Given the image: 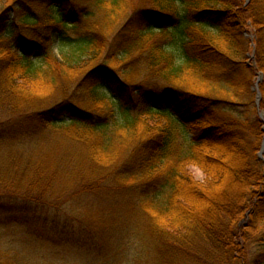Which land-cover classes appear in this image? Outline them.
Listing matches in <instances>:
<instances>
[{
  "label": "trees",
  "instance_id": "obj_1",
  "mask_svg": "<svg viewBox=\"0 0 264 264\" xmlns=\"http://www.w3.org/2000/svg\"><path fill=\"white\" fill-rule=\"evenodd\" d=\"M26 1L41 4L47 15L43 21L35 16L27 17L22 14L21 18L26 25L32 27L37 25L38 28L39 25L43 26L45 33L40 34L43 40L41 44L37 43L40 47L36 48L38 50L36 56L30 52L31 46H22L20 42L19 47L17 46L18 50L12 48L13 55L9 61L0 63L1 95H6V90L22 94V90L14 88L13 77L9 75L10 70L17 68L29 74L39 72L44 74L48 77L52 88L58 91L57 79L60 78L58 72L61 70L60 62L54 59L51 50L53 43L57 46L62 68L75 67L76 64L73 63L80 54H89L95 49L97 52L95 51V63L90 64L85 70L78 68L79 71L75 76L63 81L62 86L65 88L60 93L67 92L68 96L65 95L62 101L50 109L19 112L20 116L14 117L10 124L19 121L31 129L27 135H32L39 131L41 126L66 123L85 129L94 137L95 134L100 135L102 142H110L114 138L116 143H119L122 137L118 130L122 128L118 127L122 124L128 125L138 117L142 118L143 115L166 117L167 123L160 132L141 141L136 140L132 143L127 141L128 149L125 150H128V156L125 162L114 171L106 170L104 176L96 173L92 176L93 181L91 179L83 181L84 189L79 196L87 193L96 194L94 193L96 191H92L93 188L97 190V186H100L99 182L103 181L104 185L98 189L99 196L109 193L114 197L117 196L116 191L123 194L126 192L129 195L130 205L140 207L141 213L138 216V210L135 211L132 207L123 208L120 204L118 207L123 210L118 211L116 216L111 211L104 221L115 227L123 223L124 227L128 218V224L132 225V230L139 236L140 246H144L138 251L139 262L142 261L141 253L143 259L151 253L148 256L150 259L146 262L144 260V263L140 262L141 264H182L179 256H199L202 251L199 242L203 241L198 242L197 236L200 238V233L205 236L204 244L211 246L215 253L220 251L224 264H242L240 259H235V247L229 243L236 235L244 233L241 229L237 231L232 224L233 215L241 205L237 202L240 195L236 196V193H233L236 199L234 196L228 197L234 199L231 203L228 201L230 207L227 205L219 207L220 205L213 201L214 205L221 209L222 214H225V218L221 221L215 212V207H212L210 212L212 216L216 215V221L201 220L200 224H196V228L191 229L187 228L186 224L180 223L190 231L189 234L195 233L194 236L188 234L190 245L186 243L176 245L174 243L176 241H171V237L155 227L144 213H147L148 206L161 208L165 205L173 206L177 204V200L186 201L185 195H188L190 186L184 185L181 173L176 172V167L175 170L172 167L154 175L151 171L170 159L198 163L204 156L202 149L207 150V154L209 151L215 154L225 153L229 160L239 156L236 158L240 160L238 164L233 163V166L223 169L231 172L230 182H234V185L237 186L238 183L251 179L253 185L262 184L264 163L256 157L260 147L259 120L251 98L253 94L250 82L256 69L248 65L240 66L239 63L250 50L249 39L244 35V32L250 29L248 32L254 35L256 67L257 70L264 72V0H251L244 11L241 10L243 6L241 0H151L152 6L137 9L129 14L125 23L111 35L105 32L108 23H111L109 14L114 9L113 3L122 0ZM26 1H20L22 6L28 5ZM28 11L32 12V9L29 8ZM241 12L244 16L240 15ZM148 32L164 34V38L159 43L152 45L153 47L149 45L147 50L150 52L147 53L149 56H152V53L156 55L157 52L154 57L157 63L154 64L151 60L149 62L152 65L150 68L152 80L147 83L131 81L128 78L133 72L125 67L126 65H118L117 62L121 63L127 59L132 43L134 45L136 41H141ZM208 34H217L219 37L227 35L226 44L234 57L218 51L208 41ZM165 36H169L168 39ZM98 48L103 51L99 52ZM51 65L55 66L58 72L49 67ZM196 67H201L211 81L225 86L224 93L230 91L236 100L225 99L221 95H211L183 83L184 81H176L183 69ZM69 81L72 82L69 84ZM260 89L264 91V78ZM78 91L86 92L85 99ZM60 93H56L57 96ZM100 93L105 94L112 101L115 109L112 111L117 112L119 116L116 113H113L114 115L97 113L88 104L86 101L88 98L95 100L94 97ZM262 99H264L263 95ZM6 123L7 120L0 122V127H4L2 125ZM105 133L108 137L104 136ZM113 134L118 135L113 136ZM216 158L221 159L219 155ZM22 161L23 159L16 158V155L0 156L2 174H17ZM32 162L36 161L33 159ZM36 163L39 165L40 162ZM50 166L54 165H48ZM137 175L144 178L139 182L135 181L136 184H128V186L121 181L135 179ZM36 182L40 183V178ZM176 190L181 193L177 194ZM262 195H264L263 190H259L258 197H260L257 200H260ZM260 202L264 204V200ZM251 203L253 202L250 200L249 204ZM205 207L207 208V205ZM126 210H129V216H125ZM183 211L184 215L185 210ZM254 242L260 243L259 254L261 258L264 257V233Z\"/></svg>",
  "mask_w": 264,
  "mask_h": 264
},
{
  "label": "rangeland",
  "instance_id": "obj_2",
  "mask_svg": "<svg viewBox=\"0 0 264 264\" xmlns=\"http://www.w3.org/2000/svg\"><path fill=\"white\" fill-rule=\"evenodd\" d=\"M20 1L0 0V63L9 61L13 55L12 48L18 50L20 42L22 46H31L30 52L36 56L38 52L36 48L39 46L37 43L41 44L43 40L41 37L45 33L43 26L39 25L38 28L37 25L33 27L29 24L26 25L21 14L27 17L35 16L43 21L47 11L37 2L25 0L28 5L22 6ZM250 2L251 0H241L243 3L241 10L244 11ZM147 6H152L151 0L114 2V9L112 8L113 10L109 14L111 23H108V29H105V32L111 35L125 23L129 14ZM27 8H31L32 12H29ZM240 15L244 16V13L241 12ZM242 18L241 20H243ZM248 30L244 32V35L249 39L250 50L239 64L256 69L253 78L250 79L251 93L253 94L251 98L255 105L256 117L259 120L258 130L260 132V147L256 157L264 163V148L262 146L264 141V99H262V95L264 96V91L260 89L264 72L257 70L253 48L254 35ZM144 35L141 41H136L134 45L132 43L127 59L121 62L125 64L120 62L117 64L130 68L133 74L131 73V77L128 79L131 81L147 83L152 80L150 78L152 65L149 62L150 60L153 63L156 62L154 57L157 55L156 52V55L152 53V56H149L147 53L150 52L147 50L149 45L154 46L159 43L164 38V34L148 32ZM168 37L165 36L167 39ZM207 39L218 51L234 57L226 44L227 35L219 37L217 34H208ZM51 45L54 59L60 62L61 72H58L55 66H49L60 74V78L57 79L58 91L52 88L48 77L44 74L40 72L29 74L25 70L17 68L10 70L9 75L13 77L14 88L22 90V94L7 90L5 91L6 95L0 93V122L7 120V123L2 125L4 127H0L2 132L0 133L2 134L0 136V156L13 157L16 155V158L23 159L17 174L3 175L0 170V264H141L142 261L144 263V260L146 262L150 259L148 256L151 253L144 259L141 253L142 261L139 262L138 251L144 246H140L139 236L132 230V225L128 224V218L124 227L122 223L120 226H116L117 228L104 221L111 211L116 216L118 211L123 210L118 207L120 204L123 208L132 207L135 211L138 210L137 215L139 216L140 207L130 205L129 195L126 192L123 194L116 191L117 196L114 195V197L109 193L99 196L100 190L98 189L104 185L103 181L99 182L100 186H97V190L91 188L92 191H96L94 192L96 194L88 195L87 193L79 196V193L84 189L83 181L92 180V176L96 173L104 176L106 170L114 171L125 162L128 156V150H125L128 149L127 141L130 143L136 140L141 141L160 132L167 123V118L160 115H143L142 118L138 117V119L130 121L131 123L128 125L122 124L121 127H118L122 128L118 130L122 137L119 143H116L114 138L110 142H102L99 138L100 135L95 134L94 137L85 129L66 123L44 125L35 134L27 135L31 129L19 121L10 124L13 118L19 117V112L50 109L55 106L67 95V92L60 93L65 88L62 86L63 81L70 80L75 76L79 71L78 68L85 70L90 64L95 63L96 49L89 54H80L77 61L73 63L76 64L75 67L64 66L62 68L57 46L55 43ZM98 51L102 52L103 50L98 48ZM43 68L45 69V67ZM176 81H184L183 83L211 95H221L222 98L236 100L230 91L227 94L224 93L225 86L211 81V78L203 73L201 67L183 69ZM70 82L72 81H69V84ZM78 92L85 99L84 93L86 92ZM56 93L60 94L57 96ZM86 98H88L87 95ZM94 98L95 100L88 98L86 101L97 113L106 115L114 113L112 101L105 94L100 93ZM115 113L118 115L117 112ZM117 135L113 134V136ZM104 136L108 137V134L105 133ZM124 143L125 145H123ZM261 149H263L262 158L259 155ZM203 151L202 161L198 163L170 159L167 163L164 162L151 171V174L154 175L172 167L175 170L176 167V172L180 171L184 185L190 186V191H188V195H185L186 201L177 200V204L165 205L161 208L148 206L147 213L144 214L155 227L169 235L171 241H176L174 242L176 245H185V243L190 245L187 238L189 235L194 236L195 233L189 234L190 231L180 223L186 224V227L191 229L196 228V224H200L201 220L204 222L216 221V215L212 216L210 212L212 207H215L219 220H223L225 214H222L217 205H220L219 207L229 206L228 201L231 203L236 199L233 195L236 193V196L240 195L237 202L241 205L233 215L232 224L237 231L241 229L244 230V233L236 235L235 239L229 242L235 247L234 257L236 260L240 259L242 264H264V257L261 258L259 254L261 252L260 243L254 242L264 233V204L260 202V200H264V195L260 200H257L260 197H258L259 190H263L264 193V170L262 184L253 185L251 179L240 182L236 186L234 182H230L231 172H226L223 169H228V166H233V163L238 164L240 160L236 158L239 156L229 160L225 153L215 154L209 151L207 154V150L202 149V154ZM218 155L221 157L220 160L216 158ZM33 159L40 162L39 165L32 162ZM50 164L54 166L48 167ZM38 178H40V183L36 182ZM143 178L144 176L137 175L135 179L121 181L128 185L135 181L139 182ZM176 191L177 194L181 193L179 190ZM229 196H234V199H228ZM247 198L249 200H246ZM250 200L253 203L249 204ZM36 201H40V203H36ZM213 201L217 202L216 206ZM182 210H185L184 215ZM128 212L129 210L125 211V216L128 215ZM197 239H199L198 242L203 240L199 242L202 246L200 247L201 253L197 257L193 255L179 256L182 264H224L220 251L216 248L218 253H215L211 246L207 243L204 244L206 239L202 233H200V238L197 236Z\"/></svg>",
  "mask_w": 264,
  "mask_h": 264
},
{
  "label": "water",
  "instance_id": "obj_3",
  "mask_svg": "<svg viewBox=\"0 0 264 264\" xmlns=\"http://www.w3.org/2000/svg\"><path fill=\"white\" fill-rule=\"evenodd\" d=\"M262 146H263V148H264V141H263V143H262ZM262 152H263V149H261V151L259 152V155H260L261 158H262Z\"/></svg>",
  "mask_w": 264,
  "mask_h": 264
}]
</instances>
